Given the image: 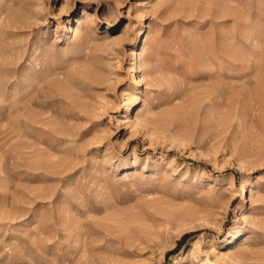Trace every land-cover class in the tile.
<instances>
[{
  "label": "rangeland",
  "instance_id": "obj_1",
  "mask_svg": "<svg viewBox=\"0 0 264 264\" xmlns=\"http://www.w3.org/2000/svg\"><path fill=\"white\" fill-rule=\"evenodd\" d=\"M0 264H264V0H0Z\"/></svg>",
  "mask_w": 264,
  "mask_h": 264
}]
</instances>
